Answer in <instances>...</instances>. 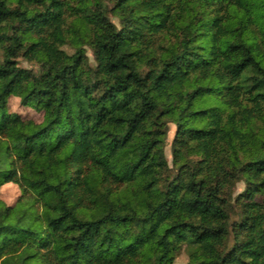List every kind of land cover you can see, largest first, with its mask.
Instances as JSON below:
<instances>
[{
    "label": "clouds",
    "instance_id": "clouds-1",
    "mask_svg": "<svg viewBox=\"0 0 264 264\" xmlns=\"http://www.w3.org/2000/svg\"><path fill=\"white\" fill-rule=\"evenodd\" d=\"M0 193V264H264V0H0Z\"/></svg>",
    "mask_w": 264,
    "mask_h": 264
},
{
    "label": "rangeland",
    "instance_id": "rangeland-1",
    "mask_svg": "<svg viewBox=\"0 0 264 264\" xmlns=\"http://www.w3.org/2000/svg\"><path fill=\"white\" fill-rule=\"evenodd\" d=\"M15 191V186L14 185H9L7 189V194L11 195ZM1 195H4V193H1Z\"/></svg>",
    "mask_w": 264,
    "mask_h": 264
},
{
    "label": "trees",
    "instance_id": "trees-1",
    "mask_svg": "<svg viewBox=\"0 0 264 264\" xmlns=\"http://www.w3.org/2000/svg\"><path fill=\"white\" fill-rule=\"evenodd\" d=\"M0 195H1V193H0Z\"/></svg>",
    "mask_w": 264,
    "mask_h": 264
}]
</instances>
